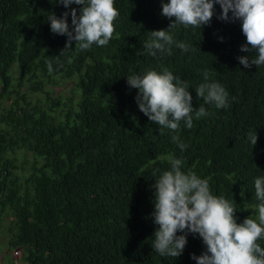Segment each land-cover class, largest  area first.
<instances>
[{"label": "trees", "instance_id": "16d2710c", "mask_svg": "<svg viewBox=\"0 0 264 264\" xmlns=\"http://www.w3.org/2000/svg\"><path fill=\"white\" fill-rule=\"evenodd\" d=\"M81 7L0 0V224L9 264H196L192 254L206 251L198 234L188 235L178 258L152 248L155 179L180 158L183 171L208 178L214 195L235 202L237 223L256 217L264 65L239 64L246 37L239 21L218 18L219 4L202 29L173 30L174 40L193 46L187 53L173 45L170 55L153 57L143 47L150 31L170 23L161 0H114L120 15L107 46L77 50L73 41L63 50L67 37L52 33L47 18L68 11L71 26V8ZM165 68L188 82L194 108H206L191 129L183 121L178 131L149 121L138 90L127 84V76ZM204 70L208 82L228 91L227 108L197 98ZM66 81L72 86L62 100L53 87ZM255 133L253 146L248 137Z\"/></svg>", "mask_w": 264, "mask_h": 264}, {"label": "clouds", "instance_id": "9594fccd", "mask_svg": "<svg viewBox=\"0 0 264 264\" xmlns=\"http://www.w3.org/2000/svg\"><path fill=\"white\" fill-rule=\"evenodd\" d=\"M55 3L65 9L73 4L82 5L79 13L71 8V26L68 11L60 17L53 12L47 18L52 33L67 37L63 50L72 49L73 41L77 50L109 44L115 32L114 21L120 15L114 0H55ZM216 4L221 8L220 20L241 23L246 43L240 46V51L247 55L237 57L239 64L245 69L264 65V0H161L162 15L170 23L166 29L150 31V38L143 45L147 54L170 55L173 45L187 53L193 46L174 40L173 30L181 25L202 29L210 24ZM253 52L255 58L250 59L249 53ZM48 70H53L51 62ZM203 77L205 82L195 89L197 98L219 109L227 108L229 93L225 87L208 82L207 70ZM127 84L138 90L135 100L139 110L162 129L178 131L181 121L191 129L194 119L208 114L203 105L194 108L188 82L167 68L127 76ZM172 139L181 151L187 149L188 145L178 136ZM248 139L255 146L257 133L250 134ZM183 164L180 158L171 159L170 169L155 179L152 215L158 227L153 234V250L160 256L178 258L185 250L188 235L198 234L206 251L199 256L192 254L196 264H264V247L258 243L264 240V178L255 179V196L259 201L255 206L256 217L248 216L237 223L235 202L214 195L209 179L183 171Z\"/></svg>", "mask_w": 264, "mask_h": 264}, {"label": "rangeland", "instance_id": "374dc122", "mask_svg": "<svg viewBox=\"0 0 264 264\" xmlns=\"http://www.w3.org/2000/svg\"><path fill=\"white\" fill-rule=\"evenodd\" d=\"M72 86L71 81H66L61 87L54 86V96L58 97L59 99L65 100V98L69 97L70 87ZM5 104V102H4ZM20 155V153H18ZM11 218V217H9ZM4 222L0 224V264H9V258L7 256L6 250H7V234L3 233V225ZM17 251V250H16ZM18 255V251L16 255H13L14 257Z\"/></svg>", "mask_w": 264, "mask_h": 264}, {"label": "built area", "instance_id": "2783aa9c", "mask_svg": "<svg viewBox=\"0 0 264 264\" xmlns=\"http://www.w3.org/2000/svg\"><path fill=\"white\" fill-rule=\"evenodd\" d=\"M14 253H16V252H14Z\"/></svg>", "mask_w": 264, "mask_h": 264}]
</instances>
